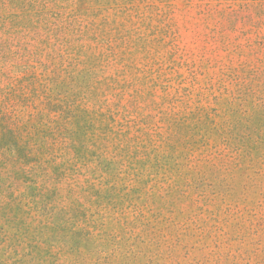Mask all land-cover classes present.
Here are the masks:
<instances>
[{"label":"rangeland","instance_id":"374dc122","mask_svg":"<svg viewBox=\"0 0 264 264\" xmlns=\"http://www.w3.org/2000/svg\"><path fill=\"white\" fill-rule=\"evenodd\" d=\"M0 264H264V0H0Z\"/></svg>","mask_w":264,"mask_h":264}]
</instances>
